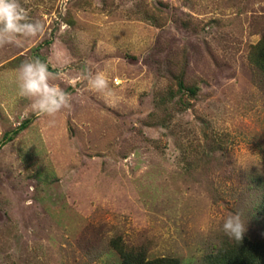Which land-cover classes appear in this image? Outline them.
<instances>
[{
    "label": "rangeland",
    "instance_id": "374dc122",
    "mask_svg": "<svg viewBox=\"0 0 264 264\" xmlns=\"http://www.w3.org/2000/svg\"><path fill=\"white\" fill-rule=\"evenodd\" d=\"M19 3L39 27L0 48V264H122L115 238L199 264L233 214L264 236V0ZM33 58L70 99L54 125L17 93Z\"/></svg>",
    "mask_w": 264,
    "mask_h": 264
},
{
    "label": "clouds",
    "instance_id": "9594fccd",
    "mask_svg": "<svg viewBox=\"0 0 264 264\" xmlns=\"http://www.w3.org/2000/svg\"><path fill=\"white\" fill-rule=\"evenodd\" d=\"M39 25L31 22L26 9L19 0H0V48L7 45H19L21 38L28 39L36 35ZM15 83L18 96L30 101L33 112L49 117L48 123L54 125L56 117L71 107L68 94L52 81L48 65L39 58L22 62L15 70ZM87 86L93 93L107 98L111 95L109 80L104 71L87 74ZM221 231L230 240L243 238L245 224L238 214L225 218Z\"/></svg>",
    "mask_w": 264,
    "mask_h": 264
},
{
    "label": "trees",
    "instance_id": "16d2710c",
    "mask_svg": "<svg viewBox=\"0 0 264 264\" xmlns=\"http://www.w3.org/2000/svg\"><path fill=\"white\" fill-rule=\"evenodd\" d=\"M251 59L264 72V38L254 45ZM48 68L53 71L50 66ZM258 212L264 214V191ZM111 245L121 256L122 264H182L177 257L147 259L143 248L126 249L119 238L113 239ZM199 264H264V236L250 239L243 235L240 241L223 238L212 251L203 256Z\"/></svg>",
    "mask_w": 264,
    "mask_h": 264
}]
</instances>
